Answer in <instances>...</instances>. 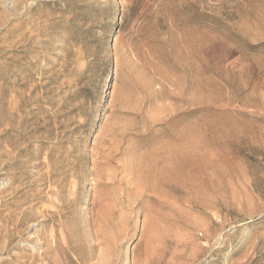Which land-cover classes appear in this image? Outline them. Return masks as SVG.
Masks as SVG:
<instances>
[{"label": "rangeland", "instance_id": "374dc122", "mask_svg": "<svg viewBox=\"0 0 264 264\" xmlns=\"http://www.w3.org/2000/svg\"><path fill=\"white\" fill-rule=\"evenodd\" d=\"M0 264H264V0H0Z\"/></svg>", "mask_w": 264, "mask_h": 264}, {"label": "bare ground", "instance_id": "6f19581e", "mask_svg": "<svg viewBox=\"0 0 264 264\" xmlns=\"http://www.w3.org/2000/svg\"><path fill=\"white\" fill-rule=\"evenodd\" d=\"M51 250V249H50ZM53 250V249H52ZM44 260V259H43Z\"/></svg>", "mask_w": 264, "mask_h": 264}]
</instances>
